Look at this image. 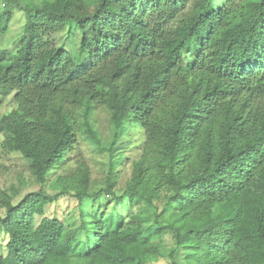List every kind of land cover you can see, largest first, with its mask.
Masks as SVG:
<instances>
[{
  "label": "trees",
  "instance_id": "1",
  "mask_svg": "<svg viewBox=\"0 0 264 264\" xmlns=\"http://www.w3.org/2000/svg\"><path fill=\"white\" fill-rule=\"evenodd\" d=\"M2 2L0 38L15 9L26 22L15 48L0 45V97L14 93L16 105L0 117V132L37 181L76 144L75 108H83V133L99 141L93 116L104 104L112 156L128 128L146 135L117 202L155 209L153 220L146 208L136 219L174 232L171 264H264V0L227 9L218 0H100L87 15L74 11L77 0ZM66 26L80 32L77 53L50 38ZM80 183L60 180L59 194L41 188L16 204L4 200L0 231L10 239L0 264L149 263L152 238L141 224L125 227L120 213L75 228L59 217L36 222L72 188L79 199L114 192L110 179L90 192L87 172Z\"/></svg>",
  "mask_w": 264,
  "mask_h": 264
},
{
  "label": "rangeland",
  "instance_id": "2",
  "mask_svg": "<svg viewBox=\"0 0 264 264\" xmlns=\"http://www.w3.org/2000/svg\"><path fill=\"white\" fill-rule=\"evenodd\" d=\"M38 1V0H35ZM100 0H77L74 11L79 15H87L93 12ZM196 2L190 0L189 5ZM242 0H218L222 8H232ZM217 3L211 5L209 12H212ZM3 2L0 0V12ZM26 22L25 12L15 9L12 19L9 22L8 30L0 38L1 46L15 48L18 38L24 30ZM56 45H63L73 53L79 49L80 32L77 29H69L68 26L61 31L50 35ZM72 100L68 99L66 106H73ZM14 93L8 97H0V117L11 112L15 108ZM76 123L77 142L68 153L66 159L50 171L47 181L42 184L37 181L36 175L31 169V161L24 157L21 152L11 150L3 145L4 134L0 132V214L6 215V205L4 200H11L18 203L29 192L44 188L49 194L55 195L61 192L59 181L66 180L68 184L75 188L81 185L82 175L89 174L91 179L90 192H99L106 185L107 179L112 182L113 193L101 192L97 198L79 199L74 196L76 189L72 188L70 194H61L52 203H49L43 215L36 216V222H40L44 217H59L66 228L81 226L83 221L89 225H94L95 221L105 219L106 216L118 213L123 216L125 227H133L141 224L142 228L152 239L151 244L154 254L148 264H171L169 257L170 250L175 246V236L172 230H163L150 221H140L137 215L142 213L147 207L133 204L128 197H124L122 202H117V197L125 194V190L133 183L137 164L141 162L144 154V144L146 135L138 128H128L118 145L115 148L114 156L107 149L111 145L114 136V126L111 122V112L104 104H100L94 110L93 126L98 132L99 141L95 143L83 133L81 123L84 120L83 108L74 109ZM117 167L111 173L110 168L113 161H117ZM189 173V171H187ZM164 194L165 191L161 190ZM155 209L148 208L143 215L154 218ZM139 220V221H138ZM93 228V227H92ZM88 229L79 232L81 240L88 238ZM9 235L5 231H0V255H6ZM188 250L181 248L177 258L186 263L185 255ZM125 264H147L136 261L129 257Z\"/></svg>",
  "mask_w": 264,
  "mask_h": 264
}]
</instances>
